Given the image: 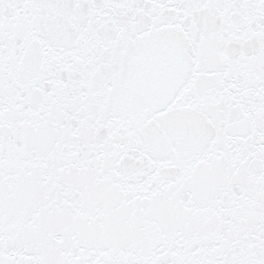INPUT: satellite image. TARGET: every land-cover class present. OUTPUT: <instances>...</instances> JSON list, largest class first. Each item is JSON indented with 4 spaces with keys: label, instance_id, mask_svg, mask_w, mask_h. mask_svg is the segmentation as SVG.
Listing matches in <instances>:
<instances>
[{
    "label": "snow or ice",
    "instance_id": "1",
    "mask_svg": "<svg viewBox=\"0 0 264 264\" xmlns=\"http://www.w3.org/2000/svg\"><path fill=\"white\" fill-rule=\"evenodd\" d=\"M0 264H264V0H0Z\"/></svg>",
    "mask_w": 264,
    "mask_h": 264
}]
</instances>
